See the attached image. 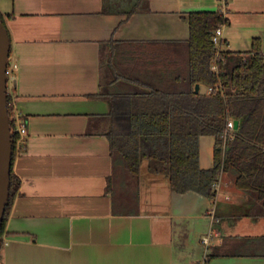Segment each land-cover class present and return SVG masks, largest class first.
<instances>
[{
	"label": "crops",
	"instance_id": "0c3cea01",
	"mask_svg": "<svg viewBox=\"0 0 264 264\" xmlns=\"http://www.w3.org/2000/svg\"><path fill=\"white\" fill-rule=\"evenodd\" d=\"M146 4L126 14L103 0H0L16 64L8 94L26 127L0 264H264V209L236 173H220L213 198L173 190L144 159L135 177L111 152V104L97 95L184 87L191 11L224 14V50L259 37L264 54V0ZM215 140L199 137L201 168L213 166Z\"/></svg>",
	"mask_w": 264,
	"mask_h": 264
},
{
	"label": "trees",
	"instance_id": "16d2710c",
	"mask_svg": "<svg viewBox=\"0 0 264 264\" xmlns=\"http://www.w3.org/2000/svg\"><path fill=\"white\" fill-rule=\"evenodd\" d=\"M146 0H103V10L131 14L146 7ZM5 24V16L0 12ZM219 10L191 11L187 42L185 86L176 89L138 87L109 92L103 85L98 96H106L111 109L105 130L111 152L118 153L125 168L135 177L147 159L149 169L165 173L173 190H189L209 198L221 172L236 173L237 187L253 194L264 209V54L261 39L254 37L246 52L221 51L217 70L211 68L216 47L213 31L227 23ZM103 58L101 69L103 72ZM196 84L212 87L195 90ZM12 138V163L20 133L7 93ZM229 119L238 120L228 129ZM214 135L212 167L199 165V137ZM20 180L10 172L9 199L0 226V248L5 221Z\"/></svg>",
	"mask_w": 264,
	"mask_h": 264
},
{
	"label": "water",
	"instance_id": "95a60500",
	"mask_svg": "<svg viewBox=\"0 0 264 264\" xmlns=\"http://www.w3.org/2000/svg\"><path fill=\"white\" fill-rule=\"evenodd\" d=\"M10 55V38L4 23L0 20V226L9 199L10 172L12 166V138L7 101V65ZM195 90L206 92V86L195 85ZM238 120L234 121V127Z\"/></svg>",
	"mask_w": 264,
	"mask_h": 264
},
{
	"label": "built area",
	"instance_id": "2783aa9c",
	"mask_svg": "<svg viewBox=\"0 0 264 264\" xmlns=\"http://www.w3.org/2000/svg\"><path fill=\"white\" fill-rule=\"evenodd\" d=\"M212 41L216 47V51H215V54L213 56V59H212V63H211V68L213 70H217V64H218V61L219 60H223V56H222V53L221 51L224 50L223 46L225 44L224 40L222 39V25L218 26L214 31H213V34H212ZM16 68V64H10L8 62V65H7V74L8 76L11 74L12 70ZM212 89V87H206V92H209L210 90ZM227 128L228 129H232L233 126H234V121L232 119H229L227 121V124H226ZM17 130L19 131V133L21 135L25 134L26 133V127L25 125L22 123L21 125L17 126ZM215 185V184H214ZM201 242L205 245L208 244L209 242V235H205L201 238Z\"/></svg>",
	"mask_w": 264,
	"mask_h": 264
},
{
	"label": "rangeland",
	"instance_id": "374dc122",
	"mask_svg": "<svg viewBox=\"0 0 264 264\" xmlns=\"http://www.w3.org/2000/svg\"><path fill=\"white\" fill-rule=\"evenodd\" d=\"M147 161H148V160H145V159H144V163H145V164H147Z\"/></svg>",
	"mask_w": 264,
	"mask_h": 264
}]
</instances>
